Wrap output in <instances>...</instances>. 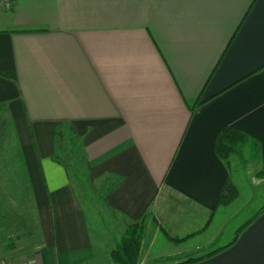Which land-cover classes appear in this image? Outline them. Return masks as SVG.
I'll return each instance as SVG.
<instances>
[{
	"label": "crops",
	"instance_id": "obj_1",
	"mask_svg": "<svg viewBox=\"0 0 264 264\" xmlns=\"http://www.w3.org/2000/svg\"><path fill=\"white\" fill-rule=\"evenodd\" d=\"M64 126L89 177L113 180L102 198L119 218L109 240L52 157ZM223 128L256 141L264 164V0L0 4V143L20 161L35 215L25 264H113L125 226L146 214L163 239L142 264L214 250L191 264H264V210L231 239L217 216L236 184L215 149Z\"/></svg>",
	"mask_w": 264,
	"mask_h": 264
},
{
	"label": "rangeland",
	"instance_id": "obj_2",
	"mask_svg": "<svg viewBox=\"0 0 264 264\" xmlns=\"http://www.w3.org/2000/svg\"><path fill=\"white\" fill-rule=\"evenodd\" d=\"M4 146L0 143V263L25 264L27 252L36 245L33 232L35 215L20 161L16 158H3ZM56 154L67 166L75 193L89 211L93 224L109 240L112 235H116L119 218L103 206L102 198L113 180L105 178L94 181L89 177L79 141L67 126L61 128ZM227 161L228 165L235 168L236 184L229 180L233 191L218 203L217 208L220 210L217 216L222 221L225 219L227 226L232 224L224 232L231 239L246 221L253 219L264 207V164H259L257 147L250 140L239 145L236 153L229 155ZM241 222L245 223L240 224ZM162 237L155 219L146 214L142 221L137 264H142V249L151 241L163 239ZM11 239L13 244H9Z\"/></svg>",
	"mask_w": 264,
	"mask_h": 264
},
{
	"label": "trees",
	"instance_id": "obj_3",
	"mask_svg": "<svg viewBox=\"0 0 264 264\" xmlns=\"http://www.w3.org/2000/svg\"><path fill=\"white\" fill-rule=\"evenodd\" d=\"M71 133L78 139L79 146L81 148V141L78 136L75 135L72 128H69ZM60 131L61 128L57 129L55 133V140H54V152H53V159L65 166H67L60 160L59 156L56 154V145L59 141L60 137ZM246 140H250L247 135H245L242 132H239L237 130L229 129V128H223L219 131L215 149L218 154V156L225 162V164L228 166L227 157L233 153H236V150L239 145L243 144ZM252 144H254L257 147L258 150V144L254 140H250ZM82 150V148H81ZM84 157V154H83ZM85 158V157H84ZM86 160H84V163ZM87 166V165H86ZM232 186H230L229 181L225 185L222 193L219 196L218 202L222 200L226 195H228L230 192H232ZM231 197V196H229ZM264 210V207L260 211ZM256 216V215H255ZM142 221L143 218L140 220L128 224L124 230L123 236L119 239L117 244L110 249V257L113 262V264H137L139 260V253H140V239H141V230H142ZM248 222H246L244 225H242L237 232H239ZM237 232L235 236L237 235ZM12 238V237H11ZM185 237L182 238H173L172 240L174 242H181L183 241ZM13 239V238H12ZM10 240L9 244H13V240ZM217 251V250H216ZM215 250L201 255L199 257H189L187 259H184L180 262L174 263V264H191L195 263L197 261H200L202 259H205L216 252Z\"/></svg>",
	"mask_w": 264,
	"mask_h": 264
},
{
	"label": "built area",
	"instance_id": "obj_4",
	"mask_svg": "<svg viewBox=\"0 0 264 264\" xmlns=\"http://www.w3.org/2000/svg\"><path fill=\"white\" fill-rule=\"evenodd\" d=\"M14 0H0L1 7L5 10H9L12 7V3ZM0 264H9L6 262H1Z\"/></svg>",
	"mask_w": 264,
	"mask_h": 264
}]
</instances>
